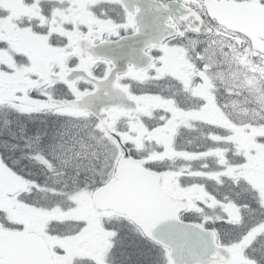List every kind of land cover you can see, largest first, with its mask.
Here are the masks:
<instances>
[{
    "label": "flooded vegetation",
    "instance_id": "af4514ba",
    "mask_svg": "<svg viewBox=\"0 0 264 264\" xmlns=\"http://www.w3.org/2000/svg\"><path fill=\"white\" fill-rule=\"evenodd\" d=\"M263 17L264 0H0V151L33 188L61 191L113 177L128 152L231 264H264ZM46 216L56 264H123L92 203ZM92 232L100 246L83 242ZM139 238L156 255L145 264H174Z\"/></svg>",
    "mask_w": 264,
    "mask_h": 264
},
{
    "label": "water",
    "instance_id": "95a60500",
    "mask_svg": "<svg viewBox=\"0 0 264 264\" xmlns=\"http://www.w3.org/2000/svg\"><path fill=\"white\" fill-rule=\"evenodd\" d=\"M140 175L138 166L123 160L118 168L117 178L96 193V206L99 211L114 210L128 215L134 222L142 225L150 237L158 240L160 234L152 235L149 232L151 228L144 225V198L141 194ZM19 179L0 160V191L10 195L16 193L21 188ZM159 221L160 219H152L150 224L158 225ZM187 227L179 229L177 238L169 242L158 241L172 250L177 264H204L205 250L202 240L208 243L206 245L209 246V258L215 252V238H211L212 233H205L196 226ZM204 233L206 238H203ZM47 254L46 245L38 237L0 230V264H52Z\"/></svg>",
    "mask_w": 264,
    "mask_h": 264
},
{
    "label": "trees",
    "instance_id": "16d2710c",
    "mask_svg": "<svg viewBox=\"0 0 264 264\" xmlns=\"http://www.w3.org/2000/svg\"><path fill=\"white\" fill-rule=\"evenodd\" d=\"M121 229V231H119ZM125 230L127 233H125ZM119 237L116 250H119L118 258L123 264H145L149 263L156 256L138 237V230L133 224L128 223L118 228Z\"/></svg>",
    "mask_w": 264,
    "mask_h": 264
},
{
    "label": "rangeland",
    "instance_id": "374dc122",
    "mask_svg": "<svg viewBox=\"0 0 264 264\" xmlns=\"http://www.w3.org/2000/svg\"><path fill=\"white\" fill-rule=\"evenodd\" d=\"M60 182L61 181H63V179L61 180H59ZM76 182V180L75 179H69V180H67V179H65V181L64 182H62L63 183V187H62V189L64 190V192L67 190V189H70V190H74V189H76L75 187H76V185L74 184ZM61 193L62 192H60V193H58V192H54V193H52L55 197H61ZM42 192L40 191V190H33V193H32V195H31V197H34V196H37V197H41L42 196ZM82 199L84 200V199H86V196H82ZM83 200H80V201H83ZM67 202H69V201H67ZM58 212H60V211H56L55 213H58ZM81 219V218H80Z\"/></svg>",
    "mask_w": 264,
    "mask_h": 264
}]
</instances>
